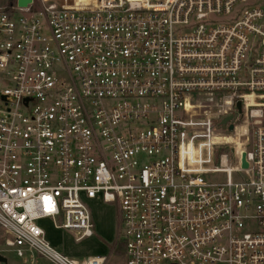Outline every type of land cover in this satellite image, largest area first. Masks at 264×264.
Instances as JSON below:
<instances>
[{
	"label": "built area",
	"instance_id": "built-area-1",
	"mask_svg": "<svg viewBox=\"0 0 264 264\" xmlns=\"http://www.w3.org/2000/svg\"><path fill=\"white\" fill-rule=\"evenodd\" d=\"M38 3L0 0L7 251L106 264L40 226L90 239L99 200L126 264H264V0Z\"/></svg>",
	"mask_w": 264,
	"mask_h": 264
},
{
	"label": "rangeland",
	"instance_id": "rangeland-1",
	"mask_svg": "<svg viewBox=\"0 0 264 264\" xmlns=\"http://www.w3.org/2000/svg\"><path fill=\"white\" fill-rule=\"evenodd\" d=\"M10 2V0H8ZM34 9L40 8L38 0ZM95 225V235L90 239L76 242L75 236L66 231L54 229L51 221H43L40 226L45 230L48 240L59 252L77 259H87L95 256H106V264H126L124 259V245L117 239L119 214L116 207L106 205L99 200L87 201ZM9 234L0 227V255L6 258V262L0 264H51L45 259L34 257L18 258L15 254L8 252L6 240Z\"/></svg>",
	"mask_w": 264,
	"mask_h": 264
},
{
	"label": "water",
	"instance_id": "water-1",
	"mask_svg": "<svg viewBox=\"0 0 264 264\" xmlns=\"http://www.w3.org/2000/svg\"><path fill=\"white\" fill-rule=\"evenodd\" d=\"M33 1H34V0H17V5H18L19 8L26 9V8H28L30 5L33 4ZM239 107H240V105H239ZM229 120H230V118L225 119V120L223 121V125H226V123H227ZM230 129L232 130V129H233V126H231ZM243 167H244V168H248V163H247V161H246V154L243 155ZM6 261H7L6 258H5V257H2V256L0 255V262L2 263V262H6Z\"/></svg>",
	"mask_w": 264,
	"mask_h": 264
},
{
	"label": "crops",
	"instance_id": "crops-1",
	"mask_svg": "<svg viewBox=\"0 0 264 264\" xmlns=\"http://www.w3.org/2000/svg\"><path fill=\"white\" fill-rule=\"evenodd\" d=\"M119 227V226H118ZM57 231H59V230H57ZM118 239V238H117ZM123 243V242H122ZM124 245V244H123ZM70 257V256H69ZM106 257V256H105ZM71 258H74V257H71ZM40 259H42V258H40ZM75 259H77V258H75ZM124 259H125V261H126V252H125V247H124ZM107 262V261H106Z\"/></svg>",
	"mask_w": 264,
	"mask_h": 264
},
{
	"label": "trees",
	"instance_id": "trees-1",
	"mask_svg": "<svg viewBox=\"0 0 264 264\" xmlns=\"http://www.w3.org/2000/svg\"><path fill=\"white\" fill-rule=\"evenodd\" d=\"M17 2V0H10L11 4H15Z\"/></svg>",
	"mask_w": 264,
	"mask_h": 264
}]
</instances>
